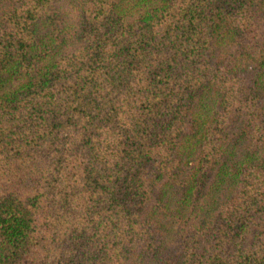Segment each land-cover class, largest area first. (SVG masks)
<instances>
[{
    "label": "trees",
    "instance_id": "trees-1",
    "mask_svg": "<svg viewBox=\"0 0 264 264\" xmlns=\"http://www.w3.org/2000/svg\"><path fill=\"white\" fill-rule=\"evenodd\" d=\"M158 262L264 264V0H0V264Z\"/></svg>",
    "mask_w": 264,
    "mask_h": 264
},
{
    "label": "rangeland",
    "instance_id": "rangeland-1",
    "mask_svg": "<svg viewBox=\"0 0 264 264\" xmlns=\"http://www.w3.org/2000/svg\"><path fill=\"white\" fill-rule=\"evenodd\" d=\"M60 6H62V5H60ZM67 16L69 17V15L67 14ZM257 41V43H259V41L258 40H256ZM226 59H227V54H226ZM171 241H170V249L169 250H171L172 252H174L175 250H176V244H175V241H174V237L173 238H171L170 239ZM163 252H164V256L163 257H165V255H167L166 254V249H164L163 250ZM178 254V253H177ZM176 255V254H175ZM159 263V262H158ZM160 264V263H159Z\"/></svg>",
    "mask_w": 264,
    "mask_h": 264
}]
</instances>
